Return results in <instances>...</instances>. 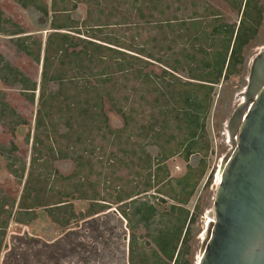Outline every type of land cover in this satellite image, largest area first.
Masks as SVG:
<instances>
[{
  "label": "rangeland",
  "instance_id": "rangeland-1",
  "mask_svg": "<svg viewBox=\"0 0 264 264\" xmlns=\"http://www.w3.org/2000/svg\"><path fill=\"white\" fill-rule=\"evenodd\" d=\"M43 1L49 5L52 2V0ZM133 1L109 0L107 4L115 9L111 11L106 7L101 19L105 25L97 34L100 39L106 36L117 38L124 47L130 44L144 45L152 54L150 56H154L153 58L111 46L145 60L143 71L150 73L151 76L148 78L151 82L142 83L133 75L114 74L111 86L114 87L116 101L121 106L132 109L128 131H122L125 125L123 116L113 110L109 100L105 99L104 110L109 117L112 133L99 126L89 129L90 133H84L82 136L84 143L75 148L76 152L84 156L86 162L83 168L81 193L98 192L103 199L101 202L108 204L110 208L84 219H72L67 226L53 221L45 208H39L38 217L28 225L12 220L0 254V264H130L131 230L120 211L124 210L130 214L133 198L128 197L149 188L147 176L149 173L145 168L147 159L154 162L152 173L158 174L160 179L161 176L166 179H161L160 184L135 197L150 201L158 210L157 221L152 225V230H147L143 225L135 230L137 247L146 253H151L152 248L148 245L150 239L151 245L158 249L156 240L159 241L161 237L157 236L155 240L151 238V235L157 234L162 228L174 226L177 218H183L184 210H189L190 215L193 214L195 219L186 225L188 232L185 242L183 241L185 233H183L178 259L179 264H198L203 235L208 223L207 213L214 206L224 157L232 148L226 124L235 108L243 100L242 94L248 83L251 61L264 47V0H256L258 6L262 8V19L256 36L242 51L243 69L214 86L210 108L206 115L207 140L200 141V144L207 145V151L190 159L191 169L188 168V162L181 153L184 148L180 144L183 143L187 134L184 126L179 128L172 125L166 133H162L161 137L150 129V124L155 121H172L171 111L166 114L163 110V101L169 94H161L155 90L158 86L155 81L163 85L168 78L165 77L162 82L163 70L169 72L172 70L154 58L161 57L165 60L171 55L169 46L174 36V27L182 20L201 17L200 21L206 23H214L215 19H220L229 24H239L242 14V10L239 9L241 0H145L141 11L136 9L137 3ZM105 2L103 0V4ZM127 8L130 9L129 12ZM0 9L6 16L20 24L28 34L45 40L48 32L51 31L49 29L51 17L47 21L43 16L23 8L15 0H0ZM87 10V4L79 3L77 11L72 13L73 18L80 21L79 31L82 33L75 34L93 39L89 36L94 29H88V26L82 24L87 19ZM207 29L209 31L212 27ZM10 38L0 33V53L24 74L40 82L42 66L24 53L18 52ZM199 46L200 44H196L195 49ZM174 49L178 51L177 46H174ZM192 50L191 48L189 52ZM128 59L135 61L132 56ZM117 60H119L117 55H113L111 60L104 61L112 66L109 70L114 71ZM103 66L105 65L102 61L97 64L99 69ZM174 74L182 77L184 81L188 80L184 76L187 73ZM93 82L95 81L91 79V83ZM0 90L6 93L10 106L30 122V125L17 126L13 136L8 123L10 117H4L6 123L0 120V144L9 147L14 140L18 146L15 153L29 164L32 143H27L25 137L29 130L34 131L38 111V93L36 102L33 104L27 100L19 88L5 85L1 80ZM157 97L159 101L156 100ZM153 113L157 115L154 119ZM169 135L174 137L171 138ZM70 137V142L76 143L75 135ZM150 139L155 143L151 144ZM61 143L66 144L65 141ZM174 151L177 153L165 160V157ZM42 154L44 158L49 156L46 149H43ZM90 162L92 167L89 166ZM6 165L7 160L0 148V188L7 196L19 201L24 181L19 183L8 171ZM53 165L64 175L70 174L74 168V162L71 159H57L53 161ZM187 171H190L194 179L195 188L189 202L181 204L177 199L178 197L185 199L186 194L182 186L178 184V180L185 176ZM72 181L73 179L61 180L59 183L69 186ZM52 194L56 195L55 192ZM175 195H178L176 200L171 198ZM67 200L73 203V211L77 214L87 211L93 202H96L79 198H67ZM171 204L181 207L172 210ZM66 216H69L68 212Z\"/></svg>",
  "mask_w": 264,
  "mask_h": 264
},
{
  "label": "trees",
  "instance_id": "trees-1",
  "mask_svg": "<svg viewBox=\"0 0 264 264\" xmlns=\"http://www.w3.org/2000/svg\"><path fill=\"white\" fill-rule=\"evenodd\" d=\"M15 1L23 8L43 16L47 21L51 17L49 24L51 31L48 32L45 40L28 34L20 24L6 16L0 9V33L11 37L18 52L24 53L42 66L41 80L38 82L12 65L0 53V80L5 85L19 88L27 100L33 104L36 102L38 93V111L34 131L29 130L25 137L27 143H32L29 164L15 153L18 146L14 140L9 147L0 144L2 154L7 160L8 171L19 183L24 181L19 201L7 196L0 188V254L11 221L28 225L38 217L39 208H45L53 221L63 226L69 225L72 219H84L110 208L108 204L101 202L103 199L98 192L81 193L83 168L86 162L84 156L76 152L75 148L84 143L82 136L84 133H90L89 129L99 126L112 133L109 117L104 110L105 99L109 100L113 110L123 116L125 125L122 131H128L132 109L121 106L116 101L115 90L111 86L114 74L133 75L142 83L151 82L148 78L151 76L150 73L143 71L145 60L111 45L149 58L154 57L150 56L152 54L144 45L130 44L124 47L117 38L106 36L100 39L98 37L99 29L105 25L101 19L106 7L111 11L115 9L107 4L109 0H104L106 1L104 4L103 0H52L51 5L43 0ZM133 2L137 3L136 9L141 11L145 0ZM79 3L88 5L87 19L82 24L88 26V29H94L89 36L94 40L75 34H82L79 31L80 21L72 16V13L77 11ZM239 9L242 10L239 24H229L220 19H215L214 23H206L200 21L201 17L182 20L174 27V36L169 46L171 55L165 60L161 57L154 58L172 70V72L163 70L162 82L165 77H168L163 85L155 81L158 85L156 91L169 94L163 101V110L166 114L171 111L172 121H155L150 124V129L161 137L162 133H166L172 125L179 128L184 126L187 134L180 145L184 148L181 153L188 162L189 169L192 166L190 159L207 151V145L200 144V141L205 140L207 136L206 115L210 108L214 86L228 76L241 72L244 67L242 51L256 36L258 26L261 24L262 8L258 6L256 0H241ZM127 11L129 12L130 9L127 8ZM208 27L212 29L208 31ZM196 44H200L197 49H195ZM174 46H177L178 51L174 49ZM191 48L193 50L189 52ZM113 55H117L119 60L115 63V70L110 71L112 66L104 60H111ZM131 56L135 58L134 62L128 59ZM101 61L105 66L99 69L97 64ZM174 73L182 75L187 73L184 76L188 80L184 81L182 77ZM91 79L95 82L91 83ZM152 82H154L153 79ZM156 100L159 101V98L157 97ZM8 116L13 136L17 126L30 125L26 118L10 106L6 93L0 90V120L6 123L4 117ZM152 117L154 119L157 115L153 113ZM70 135H75L76 143L70 142ZM150 140L151 144L155 143L152 139ZM61 141H65L66 144L62 145ZM43 149L49 153L47 158H44L42 154ZM175 153L177 152L174 151L166 156L165 160ZM57 159L73 160L72 172L64 175L55 168L53 161ZM89 164L92 167V163ZM153 167L154 162L147 159L145 168L149 173L147 175L149 188L133 192L134 194L128 197L133 198L132 212L129 214L127 211H120L131 230L129 262L130 264H179L178 257L181 250L179 246L183 233H185L183 239L185 242L188 232L186 225L195 219L193 214L190 215L189 210H184L183 218H177L174 226L162 228L157 234L151 235V238L155 240L157 236L161 237L159 241L156 240L158 249L151 245L150 239L148 245L152 248L151 253H146L137 247L135 230L140 225L145 226L149 231L152 230V225L157 221L158 210L150 201L135 197L160 184L161 179H166L164 176L160 179L158 174L152 173ZM90 171L92 172V169ZM72 179L69 186L59 183L61 180ZM178 184L182 186L186 197L182 199L175 195L171 198L176 200L178 197L179 203L186 204L195 188L190 171L178 180ZM53 192L56 193L55 196ZM67 198L88 199L96 202H93L87 211L77 214L73 211V203ZM178 207L181 206L170 205L172 210ZM67 212L69 216H66Z\"/></svg>",
  "mask_w": 264,
  "mask_h": 264
},
{
  "label": "water",
  "instance_id": "water-1",
  "mask_svg": "<svg viewBox=\"0 0 264 264\" xmlns=\"http://www.w3.org/2000/svg\"><path fill=\"white\" fill-rule=\"evenodd\" d=\"M247 81L226 124L232 148L199 264H264V48L252 59Z\"/></svg>",
  "mask_w": 264,
  "mask_h": 264
},
{
  "label": "bare ground",
  "instance_id": "bare-ground-1",
  "mask_svg": "<svg viewBox=\"0 0 264 264\" xmlns=\"http://www.w3.org/2000/svg\"><path fill=\"white\" fill-rule=\"evenodd\" d=\"M264 48V47H263ZM262 49V48H261ZM242 99H244V97H242ZM225 164H226V162H225V159L223 160V163H222V166H221V170H220V175H219V183H218V185L220 184V182H221V178H222V173H223V168L225 167ZM217 185V186H218ZM206 219H208V223H207V226L210 224V222L211 221H213V219L208 215V213H207V217H206ZM206 229H207V227H206ZM207 230H205V233H204V235H203V237L205 238V236H206V232ZM203 238V239H204ZM203 252L204 251H202V252H200V258H199V260H198V264H199V261H200V259H201V256H202V254H203Z\"/></svg>",
  "mask_w": 264,
  "mask_h": 264
}]
</instances>
